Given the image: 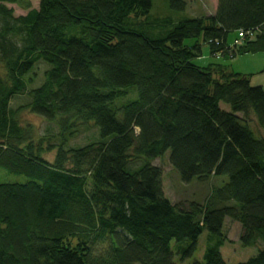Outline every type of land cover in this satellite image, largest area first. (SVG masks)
Returning <instances> with one entry per match:
<instances>
[{
    "label": "trees",
    "instance_id": "obj_1",
    "mask_svg": "<svg viewBox=\"0 0 264 264\" xmlns=\"http://www.w3.org/2000/svg\"><path fill=\"white\" fill-rule=\"evenodd\" d=\"M5 3L30 7L0 0V167L27 180L0 182V264H173L204 230V260L191 264H227L225 217L241 245L261 243L234 264H264V88L192 61L203 43L212 57L264 50V0H217L211 15L176 20L149 15L152 0H39L17 16ZM238 30L253 34L233 45ZM20 109L57 132L35 139ZM90 128L95 139L70 145ZM166 151L183 182L227 180L203 204L173 203L152 163Z\"/></svg>",
    "mask_w": 264,
    "mask_h": 264
},
{
    "label": "rangeland",
    "instance_id": "obj_2",
    "mask_svg": "<svg viewBox=\"0 0 264 264\" xmlns=\"http://www.w3.org/2000/svg\"><path fill=\"white\" fill-rule=\"evenodd\" d=\"M185 9L174 11L169 6V0H152L149 15L153 17H170L174 20L182 18H193L208 16L214 13L217 0H183ZM39 0H29L30 7L22 8L15 3H5L7 8L12 10L14 16L25 14L31 8H37ZM192 39H185V44H191ZM201 56L193 58L192 61L198 65L204 66L209 62H218L228 65L229 69L234 72L250 74L249 80L252 86L264 83V50L255 53L237 54L233 57L210 56L209 47L207 44L201 45ZM1 66V65H0ZM46 65L43 62H37L31 69L30 75L33 76L32 86H37L41 83L43 71ZM263 68V71H261ZM261 69V70H260ZM30 85V86H31ZM26 101L24 95L14 96L10 101V107L15 109ZM220 106L226 110L229 106L225 103H220ZM18 117L22 125L32 127L34 138L46 133H56L57 128L54 123L48 122L43 117L31 113L27 109H20ZM250 126L254 131L259 133L258 126L254 120L249 121ZM258 135V134H257ZM96 138V129L80 133L76 138L70 141V145L78 146ZM43 157L48 161L54 158V151L44 153ZM169 151H166L162 156L155 158L152 163L161 168L162 171V188L165 197L173 203H179L184 207H188L189 203L194 201L200 204L205 203L212 191L223 185L227 180L226 175H212L205 181H200L193 178L189 182H183L177 171L172 167L169 160ZM27 178L23 175L10 173L0 167V182H25ZM222 232L225 236V241L218 248L222 259L227 264H234L245 261L249 257L255 255L261 247V243L255 245L243 246L239 242L241 233V225L229 218L225 217L222 226ZM207 231L204 230L198 237L195 250L187 257L180 258L175 253L173 256V264H191L194 261H203V255L207 247ZM174 241H171V246L174 249Z\"/></svg>",
    "mask_w": 264,
    "mask_h": 264
},
{
    "label": "built area",
    "instance_id": "obj_3",
    "mask_svg": "<svg viewBox=\"0 0 264 264\" xmlns=\"http://www.w3.org/2000/svg\"><path fill=\"white\" fill-rule=\"evenodd\" d=\"M252 34H253L252 31H245L244 32L242 30H238L236 32V36L234 37V39L232 41V44L237 45L243 40L244 37L251 36Z\"/></svg>",
    "mask_w": 264,
    "mask_h": 264
},
{
    "label": "crops",
    "instance_id": "obj_4",
    "mask_svg": "<svg viewBox=\"0 0 264 264\" xmlns=\"http://www.w3.org/2000/svg\"><path fill=\"white\" fill-rule=\"evenodd\" d=\"M202 54V53H201ZM261 70V69H260ZM261 71H263V68H262V70ZM238 72V71H237ZM239 73H241L240 71H239ZM243 74H246V73H243ZM250 74H252V73H250ZM259 85H261L263 88H264V83H260Z\"/></svg>",
    "mask_w": 264,
    "mask_h": 264
}]
</instances>
